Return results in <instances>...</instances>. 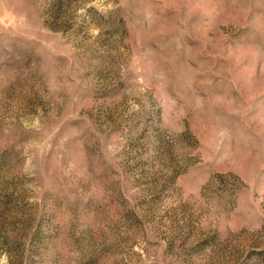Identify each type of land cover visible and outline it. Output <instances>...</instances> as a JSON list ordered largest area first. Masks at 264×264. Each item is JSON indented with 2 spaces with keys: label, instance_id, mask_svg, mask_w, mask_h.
<instances>
[{
  "label": "rangeland",
  "instance_id": "obj_1",
  "mask_svg": "<svg viewBox=\"0 0 264 264\" xmlns=\"http://www.w3.org/2000/svg\"><path fill=\"white\" fill-rule=\"evenodd\" d=\"M0 264H264V0H0Z\"/></svg>",
  "mask_w": 264,
  "mask_h": 264
}]
</instances>
